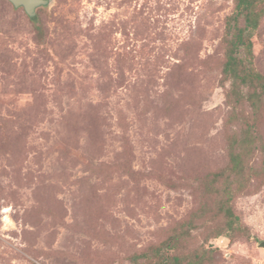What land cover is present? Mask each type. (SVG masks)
I'll use <instances>...</instances> for the list:
<instances>
[{
	"label": "rangeland",
	"instance_id": "1",
	"mask_svg": "<svg viewBox=\"0 0 264 264\" xmlns=\"http://www.w3.org/2000/svg\"><path fill=\"white\" fill-rule=\"evenodd\" d=\"M234 4L0 0V264H264V1L247 83Z\"/></svg>",
	"mask_w": 264,
	"mask_h": 264
},
{
	"label": "trees",
	"instance_id": "2",
	"mask_svg": "<svg viewBox=\"0 0 264 264\" xmlns=\"http://www.w3.org/2000/svg\"><path fill=\"white\" fill-rule=\"evenodd\" d=\"M263 1L264 0H235L233 13L229 16L230 19L228 20L227 33L230 35V39H228L230 53L227 55L224 73L229 75V77L233 79L234 83L236 80H240L241 82L245 83L252 82V70L246 67V65L238 68L241 63L237 61L236 56L231 52H237L240 47H244V50L247 53H251L250 31L257 26V20L260 17V12L257 10V7ZM241 16L244 18V26L242 27L237 25V20ZM230 20L234 22H231ZM255 75L258 76L257 74ZM252 95L253 94L248 95L247 99H253ZM253 105L255 104L253 103ZM230 165H232L231 170L235 171V173L241 172L239 170L242 169L240 153H230ZM230 200V195H227V197L224 199V202L221 203L223 204L224 214L229 218V224L233 222L234 219H237L231 210Z\"/></svg>",
	"mask_w": 264,
	"mask_h": 264
},
{
	"label": "water",
	"instance_id": "3",
	"mask_svg": "<svg viewBox=\"0 0 264 264\" xmlns=\"http://www.w3.org/2000/svg\"><path fill=\"white\" fill-rule=\"evenodd\" d=\"M14 7H22L26 14L32 17L35 13V9L38 6L45 5L48 0H8ZM260 246L264 248V240L260 243Z\"/></svg>",
	"mask_w": 264,
	"mask_h": 264
}]
</instances>
